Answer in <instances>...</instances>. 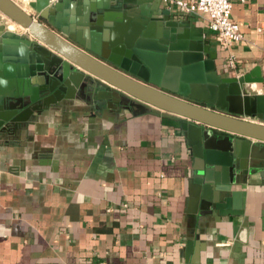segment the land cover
Segmentation results:
<instances>
[{"label": "crops", "instance_id": "0c3cea01", "mask_svg": "<svg viewBox=\"0 0 264 264\" xmlns=\"http://www.w3.org/2000/svg\"><path fill=\"white\" fill-rule=\"evenodd\" d=\"M145 1L208 41L221 78L249 74L250 87L264 95V0H232L230 17L243 40L229 50L219 46L204 15ZM76 2L65 9L68 17ZM5 31L25 32L0 12V40ZM190 67L192 77L206 75ZM163 77L179 88L174 72ZM98 102L103 106L62 100L0 136V264H264L259 172L233 186L244 192L241 214L208 213L194 198L183 118L149 105L123 108L109 96Z\"/></svg>", "mask_w": 264, "mask_h": 264}, {"label": "water", "instance_id": "95a60500", "mask_svg": "<svg viewBox=\"0 0 264 264\" xmlns=\"http://www.w3.org/2000/svg\"><path fill=\"white\" fill-rule=\"evenodd\" d=\"M70 3L33 0L30 13L14 0H0V12L25 31H5L0 40V136L62 100L101 107L98 101L109 96L123 108L153 106L183 118L200 208L241 214L244 192L233 186L256 172L264 177V123L241 118L264 120V95L248 84L251 75L221 78L208 41L145 0H77L68 17ZM190 64L206 75L192 77ZM168 72L179 88L164 83ZM198 88L207 96L196 94Z\"/></svg>", "mask_w": 264, "mask_h": 264}, {"label": "built area", "instance_id": "2783aa9c", "mask_svg": "<svg viewBox=\"0 0 264 264\" xmlns=\"http://www.w3.org/2000/svg\"><path fill=\"white\" fill-rule=\"evenodd\" d=\"M25 9L29 0H14ZM54 2L56 0H49ZM173 4L182 13L202 14L208 21L209 28L215 33V39L222 49L229 50L232 45L243 40V34L238 23L230 17L232 0H163ZM245 2L247 0H239ZM228 63L236 65V58L229 54ZM110 210V209H108Z\"/></svg>", "mask_w": 264, "mask_h": 264}]
</instances>
